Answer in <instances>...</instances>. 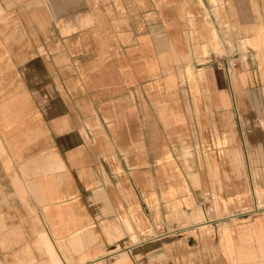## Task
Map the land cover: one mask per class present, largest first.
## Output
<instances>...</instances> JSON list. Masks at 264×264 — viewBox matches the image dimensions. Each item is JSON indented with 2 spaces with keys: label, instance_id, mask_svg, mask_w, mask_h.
I'll return each mask as SVG.
<instances>
[{
  "label": "crops",
  "instance_id": "0c3cea01",
  "mask_svg": "<svg viewBox=\"0 0 264 264\" xmlns=\"http://www.w3.org/2000/svg\"><path fill=\"white\" fill-rule=\"evenodd\" d=\"M260 27L264 0H0V264H264Z\"/></svg>",
  "mask_w": 264,
  "mask_h": 264
},
{
  "label": "rangeland",
  "instance_id": "374dc122",
  "mask_svg": "<svg viewBox=\"0 0 264 264\" xmlns=\"http://www.w3.org/2000/svg\"><path fill=\"white\" fill-rule=\"evenodd\" d=\"M257 38H258V40L260 41V43L262 44V46H263V48H264V36H263V33H262V28L260 27V29H259V32H258V35H257ZM255 54V53H254ZM258 56H259V54H258ZM257 55H256V57H257V61H258V63H259V65L263 68V66L261 65V63H260V59H259V57H258ZM217 58V60L218 61H216V62H219V61H222V59H220V58H218V57H215L214 59H216ZM262 75V74H261ZM264 76H262V83L264 84ZM252 199V201H253V203H254V207L252 206V208H253V214H255V213H260V212H263L264 211V209L263 210H257L258 209V205H259V203L261 202V204L262 203H264V197L262 198V199H259L258 198V196L255 194V192H254V190L252 189V193L250 194V200ZM253 205V204H252ZM239 207V206H238ZM205 208L206 209H209V208H212V203H211V201L210 202H206V206H205ZM237 208V207H236ZM209 211V210H208ZM128 245V244H127Z\"/></svg>",
  "mask_w": 264,
  "mask_h": 264
},
{
  "label": "built area",
  "instance_id": "2783aa9c",
  "mask_svg": "<svg viewBox=\"0 0 264 264\" xmlns=\"http://www.w3.org/2000/svg\"><path fill=\"white\" fill-rule=\"evenodd\" d=\"M215 64L220 67V68H224L226 69L227 71V74H230L231 71L236 67V63L235 62H224L223 60L222 61H219V62H215Z\"/></svg>",
  "mask_w": 264,
  "mask_h": 264
},
{
  "label": "bare ground",
  "instance_id": "6f19581e",
  "mask_svg": "<svg viewBox=\"0 0 264 264\" xmlns=\"http://www.w3.org/2000/svg\"><path fill=\"white\" fill-rule=\"evenodd\" d=\"M214 56V55H213ZM189 72V71H188ZM192 75V74H191Z\"/></svg>",
  "mask_w": 264,
  "mask_h": 264
}]
</instances>
